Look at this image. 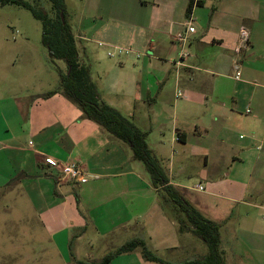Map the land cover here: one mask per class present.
<instances>
[{
	"label": "crops",
	"instance_id": "crops-1",
	"mask_svg": "<svg viewBox=\"0 0 264 264\" xmlns=\"http://www.w3.org/2000/svg\"><path fill=\"white\" fill-rule=\"evenodd\" d=\"M81 7L90 22L75 33L77 39L107 52L114 47L135 52L105 72L107 81L97 85L103 101L147 134L170 184L221 225L225 264H264V0H82ZM243 28L249 40L238 52ZM180 32L188 34L185 46L174 40ZM82 42L79 46L89 56V46ZM182 49L189 56L175 64ZM235 63L241 71L238 80ZM45 94L40 99L46 102L65 99ZM72 109L77 115L63 119L58 135L44 136L45 127L34 121L37 116L31 123L30 108L26 118L17 97H0V202L7 194L10 198L1 207L0 230L20 223V211L12 218L3 213L12 214L26 185L33 211L23 216L48 233L69 227L62 219L69 218L70 207L78 219L70 226L80 233L88 224L81 217L93 216L102 232L130 234L91 264L134 240L169 264L205 256L208 252L197 256L190 244L188 237L194 234L180 232L131 145L81 109ZM47 156L76 161L83 179L62 178L55 167L51 171ZM182 177H197L198 182L177 180ZM108 264L161 263L146 260L137 248Z\"/></svg>",
	"mask_w": 264,
	"mask_h": 264
},
{
	"label": "rangeland",
	"instance_id": "rangeland-1",
	"mask_svg": "<svg viewBox=\"0 0 264 264\" xmlns=\"http://www.w3.org/2000/svg\"><path fill=\"white\" fill-rule=\"evenodd\" d=\"M34 2V0H27ZM82 0H67L66 10L68 21L73 25L75 33L80 28H84L90 21H86L83 10ZM89 35H91L88 32ZM80 44L82 41L77 39ZM89 47V62L92 66L93 79L96 85L102 83V79L107 81L105 72L110 69L116 62L126 58L132 59L131 55H121L111 58L107 56V50L100 48L96 43L87 41L82 42ZM49 56L47 49L42 43V26L40 21L35 19L33 14L18 5L8 4L0 8V97L13 95L17 97L20 106L23 108L26 118L28 116L27 109L31 111V123L34 117L37 116V126L40 122L45 127L44 136H54L59 134L64 128L63 119H71L75 114L74 110H80V107L68 99L62 92L56 96L65 98L59 104L46 102L40 99V96L47 94L50 91L59 90L60 80L55 69L49 64ZM114 63V64H113ZM58 65L65 68L62 62ZM110 74H108V78ZM97 86V87H98ZM99 88V87H98ZM62 115L58 118L56 114ZM41 116V117H40ZM68 120V121H69ZM67 121V122H68ZM71 121V120H70ZM68 122L71 124V122ZM69 124H66L68 126ZM27 125V122H26ZM43 136V135H42ZM65 138H67L65 136ZM54 167H51V171ZM144 172H146L144 170ZM148 175V174H147ZM191 175V174H190ZM189 175V176H190ZM188 176V175H183ZM185 183L193 184L198 182V178L187 180L180 178L177 180ZM191 181V182H190ZM204 186V185H203ZM77 187V186H76ZM27 189V190H26ZM63 189H65L63 187ZM26 191H29V186H24L20 189L19 205H13L12 214L3 213L8 218L15 217L16 211H20V220L18 225L2 228L0 230V260L1 264H91L97 263L111 249V244H121L127 241L130 234L117 233L112 235L107 232H102L98 228L93 216H82L86 218L88 224L83 232H79L78 228H74L72 223V211L69 207L68 217L62 222L69 224L65 226V231L58 233L47 232L41 225L31 224L27 222L23 216L24 212H29L31 216V202ZM7 197L0 204L1 207L7 204L10 200ZM31 195V194H28ZM194 197L200 198L199 193H194ZM3 199V197L1 198ZM15 199H13V202ZM14 218V222L17 220ZM77 221V218H74ZM73 219V220H74ZM28 235L30 238H28ZM190 244L194 245L197 251V256L208 252L207 245L196 236H189ZM18 239V240H17ZM67 242V243H66ZM57 244L61 249L56 248ZM19 245L17 249L16 246ZM96 247V248H95ZM222 242H220V250L223 252ZM62 250V251H61ZM62 252V256L61 253ZM223 256L225 258L224 252ZM4 258V260H2ZM226 262V260H225Z\"/></svg>",
	"mask_w": 264,
	"mask_h": 264
},
{
	"label": "trees",
	"instance_id": "trees-1",
	"mask_svg": "<svg viewBox=\"0 0 264 264\" xmlns=\"http://www.w3.org/2000/svg\"><path fill=\"white\" fill-rule=\"evenodd\" d=\"M14 4L29 10L42 26V43L47 49L48 64L57 71L59 90L50 91L45 97L62 92L76 103L85 116L102 126L107 132L131 145L134 158L143 163L153 186L158 189L167 212L179 224L180 232H190L208 247V253L183 264H225L220 250L221 225L206 218L170 184L160 160L147 144V134L137 128L127 116L103 101L102 94L93 80L92 66L87 54L79 46L72 24L68 21L65 0H0V8ZM62 62L65 68L58 65ZM140 248L143 257L152 262L169 264L154 255L140 240L123 244L99 264H108L115 257Z\"/></svg>",
	"mask_w": 264,
	"mask_h": 264
},
{
	"label": "built area",
	"instance_id": "built-area-1",
	"mask_svg": "<svg viewBox=\"0 0 264 264\" xmlns=\"http://www.w3.org/2000/svg\"><path fill=\"white\" fill-rule=\"evenodd\" d=\"M174 40L178 43L183 44L184 46L188 42V34L187 32H180L178 33ZM249 40V34L248 32L243 28L241 30V35H240V46L237 49L238 52L242 49V47L248 43ZM102 45V44H101ZM135 52L129 48H122V47H114L108 50L107 54L109 57L114 58L116 56H121V55H132ZM140 55L138 54V57ZM189 54L185 49H182L180 54L178 55L177 60H175V64L182 65L184 61L188 58ZM235 79H239L241 75L240 71V66L239 64L235 63ZM178 96H182V92L179 90L178 91ZM46 162L49 166L55 167L56 169L59 170V172L62 175V178H66L68 180H75L79 181L82 180L84 177V171L82 167L76 162V161H69V162H61L51 156L46 157ZM196 188L200 191H204V186L202 184H198ZM264 217V216H263Z\"/></svg>",
	"mask_w": 264,
	"mask_h": 264
}]
</instances>
